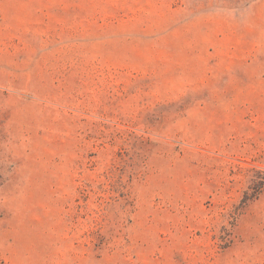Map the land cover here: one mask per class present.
<instances>
[{
    "label": "rangeland",
    "instance_id": "obj_1",
    "mask_svg": "<svg viewBox=\"0 0 264 264\" xmlns=\"http://www.w3.org/2000/svg\"><path fill=\"white\" fill-rule=\"evenodd\" d=\"M0 264H264V0H0Z\"/></svg>",
    "mask_w": 264,
    "mask_h": 264
}]
</instances>
